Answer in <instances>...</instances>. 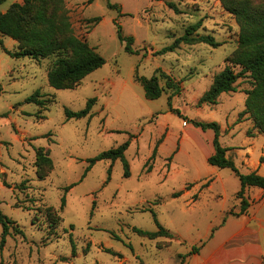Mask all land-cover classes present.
<instances>
[{"label":"rangeland","instance_id":"obj_1","mask_svg":"<svg viewBox=\"0 0 264 264\" xmlns=\"http://www.w3.org/2000/svg\"><path fill=\"white\" fill-rule=\"evenodd\" d=\"M251 1L264 6V0ZM109 2L120 8L108 0H34L33 14L44 8L48 17L69 23L74 35L106 59L74 88L49 84L56 52L15 58L7 50H17L19 42L0 34V209L15 221L0 264H178L193 246L213 242L226 210L240 209L235 172L207 160L214 152L213 129L190 119L219 123L221 145H237L227 155L241 172L264 159L262 136L250 150L244 145L249 136L264 133L241 113L249 77L240 76L237 90L221 93L217 103L198 102L238 48L240 27L222 0ZM14 3L23 0H5L0 11ZM196 23L194 34H210L221 44L182 43L154 54ZM117 24L124 35H133L137 53L125 50ZM157 68L179 81L177 94L165 88L158 98L145 96L136 75L151 77ZM36 89L45 105L25 101ZM91 97V114L67 119L65 108L82 109ZM224 126L235 128V135ZM127 140L129 176L121 159H102L82 178L89 158ZM40 146L51 164L37 162ZM187 185L196 189L188 194ZM177 191L183 192L173 196ZM150 209L171 236L149 238L135 230H157ZM1 232L0 225V238Z\"/></svg>","mask_w":264,"mask_h":264},{"label":"trees","instance_id":"obj_2","mask_svg":"<svg viewBox=\"0 0 264 264\" xmlns=\"http://www.w3.org/2000/svg\"><path fill=\"white\" fill-rule=\"evenodd\" d=\"M4 1L0 0V4ZM222 3L235 15L239 24L238 48L232 56L227 58L231 64H227L220 72L214 75L212 84L203 93L198 102L199 104L217 103L221 93L236 91L235 83L238 78L240 76H247L251 80V86L245 90V108L241 113H248L254 122V126L260 132H264V6L255 4L251 0H222ZM33 4L34 0H23V3L12 4L5 12L0 11V34L8 35L19 42L17 50H7V53L15 58L29 56L40 59L56 52L58 57L48 71L49 84L59 89L76 87L86 75L102 66L106 62V59L95 47L90 46L85 39L74 35L71 32L69 23H58L51 17H48L44 8H37L33 14ZM108 4L110 7L120 8V6L110 3L109 0ZM99 19L100 16L95 17V21ZM198 26L199 23L189 25L182 35L176 37L170 44L154 51V54H165L166 52L174 51L182 43L203 42L212 47H217L221 44L210 34H194ZM117 34L121 41L126 42L124 48L127 52H138V50L132 47V43L134 42L133 35H124L120 24H117ZM236 65L240 66L239 71L234 70V66ZM161 78H165L164 86L160 83ZM136 80L142 85L145 96L148 99L160 97L165 88L172 89L174 94L180 91L179 81L161 68H157L151 77L136 75ZM95 100L96 97L89 98L85 107L76 111L65 108L67 119L82 118L91 114V108ZM25 101L39 105L46 104V99L41 98L39 89H36L31 95L27 96ZM190 121L202 129H213L214 152L207 157V160L212 165L229 167L235 172L240 180V188L236 193V197L240 199V209L237 213L233 210L228 211V213L235 215L243 213L250 204L246 196V188L248 186H256L264 190V175L260 174L257 170L245 173L239 170L234 159L227 155V151L230 148L221 145L219 141L220 125L218 122L193 119H190ZM128 145L129 140L89 158V164L86 166L82 178L96 161L102 159H109L112 162L121 159L124 164V175L129 176V163L125 158V150ZM156 147L157 145L153 150L152 156L156 152ZM37 162L39 164L52 163L51 157L43 146L37 149ZM110 171L111 166L108 169L109 173ZM209 181L203 183L202 186H207ZM74 184H70L66 189L74 186ZM186 188L188 189L189 185ZM182 192H174L173 196H178ZM197 196L195 193L193 199H197ZM64 203L65 196L62 197V205ZM49 210V213H51L52 209L49 208ZM150 210L155 217L158 226L157 230L149 231L142 228H135V230L139 234L148 236L149 238L171 236L172 232L158 221L155 211ZM14 223L15 221L0 209V225L2 227L0 252L6 243L7 236L11 233L10 228ZM202 245L193 246L183 256L197 252ZM106 250L111 251L110 249ZM111 252L118 254L115 251ZM1 264H3V261H1Z\"/></svg>","mask_w":264,"mask_h":264},{"label":"crops","instance_id":"obj_3","mask_svg":"<svg viewBox=\"0 0 264 264\" xmlns=\"http://www.w3.org/2000/svg\"><path fill=\"white\" fill-rule=\"evenodd\" d=\"M223 129L227 134L235 135V128L227 130L228 128L224 126ZM261 136L260 143L264 158V133L249 136V141L244 142V145H249L250 150L257 144L256 139ZM226 146L230 148L227 151L229 154L237 145ZM209 155L210 153L207 156ZM249 164L251 165L249 171L257 170L264 175V159ZM194 189L196 188L189 187L184 191L189 194ZM246 196L250 203L247 209L239 215L229 214L226 210V217L218 226L219 235L217 236L216 233L211 236L213 242L209 245L204 243L197 252L185 256L186 258L182 257L184 254L181 255L178 264H264V190L260 187L248 186Z\"/></svg>","mask_w":264,"mask_h":264}]
</instances>
